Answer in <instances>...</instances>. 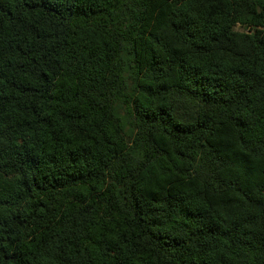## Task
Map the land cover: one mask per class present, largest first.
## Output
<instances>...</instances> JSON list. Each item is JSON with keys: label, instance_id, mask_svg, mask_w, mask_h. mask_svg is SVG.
<instances>
[{"label": "trees", "instance_id": "16d2710c", "mask_svg": "<svg viewBox=\"0 0 264 264\" xmlns=\"http://www.w3.org/2000/svg\"><path fill=\"white\" fill-rule=\"evenodd\" d=\"M0 264H264V0H0Z\"/></svg>", "mask_w": 264, "mask_h": 264}]
</instances>
